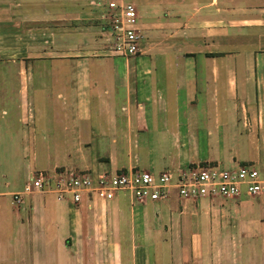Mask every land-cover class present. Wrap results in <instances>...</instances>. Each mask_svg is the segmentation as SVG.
I'll return each instance as SVG.
<instances>
[{
  "label": "crops",
  "instance_id": "0c3cea01",
  "mask_svg": "<svg viewBox=\"0 0 264 264\" xmlns=\"http://www.w3.org/2000/svg\"><path fill=\"white\" fill-rule=\"evenodd\" d=\"M134 1L140 50L124 57L108 49L103 0H0V71L18 75L1 87L0 122L8 142L19 140L18 154L31 155L28 179L205 163L264 168V0ZM12 160L1 159L0 177L14 183L21 169ZM12 183L0 182V253L25 242L23 264H217L219 249L237 252L239 264H264V209L229 226L217 207L251 206L264 194L134 205L123 193L103 201L83 192L72 203ZM154 203L181 210L133 208ZM195 203L207 208L183 209ZM229 231L251 236L229 248L233 240L221 238Z\"/></svg>",
  "mask_w": 264,
  "mask_h": 264
},
{
  "label": "built area",
  "instance_id": "2783aa9c",
  "mask_svg": "<svg viewBox=\"0 0 264 264\" xmlns=\"http://www.w3.org/2000/svg\"><path fill=\"white\" fill-rule=\"evenodd\" d=\"M103 1L101 19L107 20L104 25L109 51L124 57L136 55L141 33L135 1ZM38 190L52 191L58 199L72 203H78L83 192L103 201L123 193L131 204L167 200L173 194L192 203L203 198L257 197L264 194V168L252 163L235 167L205 163L159 172L131 169L90 175L69 171L55 177L40 173L31 175L22 192ZM22 192L12 193L15 202H20Z\"/></svg>",
  "mask_w": 264,
  "mask_h": 264
},
{
  "label": "rangeland",
  "instance_id": "374dc122",
  "mask_svg": "<svg viewBox=\"0 0 264 264\" xmlns=\"http://www.w3.org/2000/svg\"><path fill=\"white\" fill-rule=\"evenodd\" d=\"M97 1L99 2L100 0H97ZM100 21L102 22V24L107 23V20H104V19H101ZM107 43L109 44V41ZM0 64H1V62H0ZM8 64L12 65V63H8ZM17 77H18V75L14 74V73L13 74L9 73L8 76L6 77V75H4V73H2L0 71V93H1V87L3 86V84H8V85L13 84V87H14L16 85V83L18 82ZM29 83H31V80H29ZM28 88H32V87H28ZM29 94H31L30 89H29ZM1 105H2V103H0V107H1ZM0 114H1V109H0ZM4 117H5V115L3 116V118ZM3 121L5 122V120H3ZM4 122H0V142L3 145V147H1V148H2V150L8 149L10 154H6V153L0 154V168H3V165H4V162L1 163L2 158H10L11 160L13 158L12 161H13L14 165L15 166L18 165V168H20L21 170H19L18 173H16V172L13 173L14 176H16V180H14V183H12L13 179H12L11 175L4 177V178L0 177V182H4V181L10 182L12 184H10V186L8 187L9 189L20 190L23 187V184L29 180L28 177H29L30 171L26 167L27 166L30 167L31 161L29 160V157L31 155L18 154L19 148L21 146L18 144L19 140L15 141L14 139H12V140L8 139L9 142L7 141V137H5L6 131H5V127H4L5 126ZM2 124H4V125H2ZM10 124H12V126L15 128L17 127V123L13 122ZM12 135H14V132L11 130L8 131V136H12ZM2 136H3V138L1 139ZM14 145H17L18 151H14V149H16L14 147ZM12 153L14 155H11ZM23 156L25 158H23ZM41 156L42 155H38L37 159H40ZM252 164H254V163H252ZM35 175H38V173H36ZM13 184H15V185H13ZM5 189L6 188H4V190ZM243 197L248 198L244 195H242L238 198L245 200V198H243ZM9 198H10V201H9ZM3 199H7L8 202H11V197H9L7 195L4 196ZM127 202H128L127 200L126 201L124 200L122 202V205L128 209V203ZM246 204H247V207L240 206L237 203L221 204L217 207L219 209L226 210V212L229 213V215H231L232 220L229 223V226H231V225L236 226L242 220L243 221L248 220L249 217L247 215H249V216L256 215L257 210L264 209V200H262V201L261 200L260 201L254 200L252 202L251 206H248L249 205L248 202ZM204 205L205 204L202 205L201 203H199V204L195 203V205H192L193 207H187L186 206L183 209L200 210L202 208H207ZM133 208L136 210L151 211L153 213H160L162 211L173 210V208L174 209L177 208V210H181L180 207H176V204L170 205V203L168 205H162L160 203H154L153 205L133 206ZM17 209L18 208L16 207V205L14 206L12 204H8V213H11V215H13V213H15V211ZM239 211L240 212H243V211L246 212L247 211L248 213H239ZM11 223H12V219L10 220L9 224H11ZM8 229H9L10 235H13L14 232H13L12 228L9 227ZM198 236H200V238H201V235H197V237ZM249 236H251V235H246V234H241V233L236 234V233H233V231H229L227 234L221 235V238L227 237L230 240H233V243L228 244V247L230 248V247H237V246L239 247L238 244H240L243 240H247V237H249ZM210 238L213 239V235H206V240H209ZM242 238H243V240H242ZM251 239L252 238H249L248 240H251ZM235 242L237 244H234ZM220 244H223V243H220ZM223 246H224V244H223ZM28 248H29V246L25 242H22L19 246H18L17 242H13V244L9 245L8 249L6 250V254L4 253V251L0 253V264H23V262H25L26 260L28 261V256H29ZM229 248H228V250H229ZM202 252H205V251H202ZM216 253H217V264H235V263L239 264V262H240V258L237 257L238 253L235 251L232 253V251H230V250L228 252V251H224V250L219 249L216 251ZM229 253H231V254H229ZM208 254H209V252L206 251L207 256H208ZM198 255H200L198 251H194V250L191 251V257L195 258L197 261L200 260L198 258ZM230 255H232V256H230ZM20 256L22 258H20ZM251 260H253V259H251Z\"/></svg>",
  "mask_w": 264,
  "mask_h": 264
}]
</instances>
